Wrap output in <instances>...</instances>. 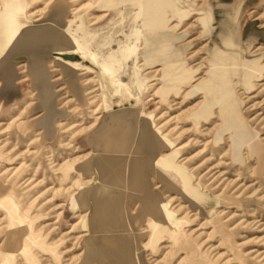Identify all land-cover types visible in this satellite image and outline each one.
Here are the masks:
<instances>
[{"label": "rangeland", "instance_id": "1", "mask_svg": "<svg viewBox=\"0 0 264 264\" xmlns=\"http://www.w3.org/2000/svg\"><path fill=\"white\" fill-rule=\"evenodd\" d=\"M55 5L65 11L55 25L72 47L48 35L50 46L35 49L54 101L48 130L30 56L11 49L21 33L47 27ZM0 16L25 23H15L0 52V264H126L115 260L119 249L130 264H264V0H0ZM127 48L132 59L120 70L107 63V77L85 61L94 55L102 64ZM4 57L14 62L12 86ZM60 62L81 65L82 97ZM115 76L140 85L139 105L113 99L108 108ZM225 97L255 136L235 163L221 132ZM141 124L158 129L157 141ZM171 156L205 201L183 198L146 163ZM140 167L144 174L133 175ZM95 199L106 205L94 210ZM168 227L187 236L159 239Z\"/></svg>", "mask_w": 264, "mask_h": 264}, {"label": "bare ground", "instance_id": "2", "mask_svg": "<svg viewBox=\"0 0 264 264\" xmlns=\"http://www.w3.org/2000/svg\"><path fill=\"white\" fill-rule=\"evenodd\" d=\"M64 16H65L64 8L56 7V5H55L54 9H52V11H51V14H50L49 18H47L48 22H51L52 24L51 23H46L47 27H45V26H44L45 28L44 27H40V28H44V29H40V30H37V31H34L35 29L31 30L30 32H29V30L28 31L26 30L25 32L22 31L23 34L21 33L20 37L22 36V39L24 38V40H21L20 38H18V40H16L13 43L14 45L12 46L11 52L14 53L18 49H22V50L25 49L27 51V55L29 54V56H30L29 57V62L31 64L30 74L35 78V81H34L35 83L36 82L39 83V81L42 80L41 79L42 76L38 78L37 72H36V70L41 71L42 70V66H41V64H39V62H40L39 61V57L36 54L35 49H41L42 50V49L48 48L50 46L49 43H48L49 40L47 38L48 35H49L50 38L52 36L56 40H60V41L66 42L65 39L60 35L59 28L56 27V25H55V22L62 24L64 22ZM16 22L19 23L18 25H20V24L24 25L25 24L23 22V20H16V19L10 20L7 17L0 16V52H2L3 50L7 49L8 48L7 47L8 44H10V42L12 41L13 33L17 29V26H16L17 24L15 25ZM11 23H13V25H10ZM26 25H29V23L26 24ZM27 33H29V34L26 35V37H23V35L25 36V34H27ZM2 36H7V38L4 39V38H2ZM68 45L70 47H72V45H70L69 43H68ZM79 50L81 51L80 53L83 54L81 56L82 57H86V56H84L85 55L84 53H86L85 49H82V47H79ZM8 52L10 53V51H8ZM134 52H135V48H132V49L127 48V49H124V50L123 49H118V50L116 49V51H111L103 59L102 64L97 62V58L94 55L91 58H87V62L91 66H93L95 69L101 71V73H102V75L104 77V76H106V72L107 71H104V67L103 66H105L107 63H111V67L112 68L114 66L117 70H120L130 59H132ZM9 53H8V55H9ZM8 55H7V57H9ZM7 60L8 59L7 58L5 59V57H4L3 62H6ZM35 66H37V69H35ZM80 67L81 66L79 64L73 63L72 69L75 70V71H78ZM83 70L87 71L88 69L84 68ZM111 72H112V74H115L113 71H110V73ZM4 74H5V80L6 81H10L9 74L7 72H5ZM74 74L76 75V72H74ZM115 78L116 79L112 83H109V85H108L109 87H111V91H110L109 96L105 97L106 98L105 101H107L106 104H108V108L113 105V103L110 102L112 99L119 100V102L116 104L117 106L121 105L122 103H125L128 100H132V101H134L136 103V105H139L142 102L141 97H142V92H143V90L141 89L140 85L138 83H131V82L130 83H126V84H121V83L118 82L117 76H115ZM121 90L123 91V94H120ZM226 102H228V101H226ZM52 104L53 103H51V101L48 100L45 103V106H43V107H47L48 108L49 112H46V115H48V116L53 114V112H52ZM147 125L144 126V124H143L142 126L147 127V130L145 131V135H146L145 137L147 139L150 138V143H151L152 140L154 139V136L152 134L153 131H150V128H149L150 124L148 126ZM161 127H159V129ZM47 129L49 130V127H47ZM151 129H152V127H151ZM222 129L223 130H221V132H226L227 131L224 128H222ZM155 131H158V129H155ZM221 134H223V133H221ZM165 136H167V134ZM180 138L181 137H179L178 140H180ZM230 139L232 140L233 152L235 151L234 153H237V151L235 149L236 146H233L236 140H234L232 138L231 134H230ZM253 141H255V137H254ZM185 146H186V144L180 146L179 148H177V150H181ZM251 146H253V145H251ZM251 146H249V147L251 148ZM255 148L257 150V147H255ZM173 164L171 163V164H167V165H165V164L161 165L162 166L161 168L163 170H165V172L163 171L164 174H165V177L170 178L171 179L170 180L171 183L175 184V188H177V190H179L185 197L190 199V201L194 202V199L196 200V202L199 199H201V201H202L204 198L199 193L198 187L193 185V182H192V179H191L190 175H188V173L186 172V170L183 167L174 166ZM163 172H162V174H163ZM225 173H227V172H225ZM228 174H229V172H228ZM179 234L182 235V236L186 235L184 232H176V231H173V228H169L168 227V229L166 230L165 236L158 237V238L161 239V238L164 237V238H168V239L174 241L175 239H177ZM124 251L126 252V250H124ZM128 254L130 255V253H128Z\"/></svg>", "mask_w": 264, "mask_h": 264}, {"label": "crops", "instance_id": "3", "mask_svg": "<svg viewBox=\"0 0 264 264\" xmlns=\"http://www.w3.org/2000/svg\"><path fill=\"white\" fill-rule=\"evenodd\" d=\"M237 9H238V7L236 6L234 12H236ZM205 17L206 18H202V19L206 23V22H208L209 19L207 18V16H205ZM2 38L6 39L7 36H2ZM57 41H59L61 44L65 45V46H68L70 48V46L68 45L67 42L60 41V40H57ZM7 61L6 62H2V64H1V67H3L2 68V74H3V79H4L5 84L7 86H12L13 80H14V77H15L14 62L12 63L10 60H7ZM85 61H87V60H85ZM73 63L74 62H68V63L60 62L59 65L61 66L60 69H61L62 76H63L64 80L69 85H71V88L74 91V94L79 96V97H82L83 96L82 88L78 85V75H79V73L72 69ZM35 69H37V66H35ZM5 72H7L9 74L10 81H6L5 80V74H4ZM36 72H37L38 78L42 76L41 77L42 80L39 81V83L38 82H36V83L34 82V85L37 86L38 90H39L38 91V97L41 99L40 100V106L41 107L45 106V103L48 100H50L54 104V101L52 100L53 98L49 97V93H51V92H50V88H49V85H48V83L46 81V77H45L46 74H47V71H46L45 67H42L41 71L36 70ZM74 72H76V75L74 74ZM12 93H14V92H12ZM207 100H208L207 102L209 104L212 101V99H210L209 97H207ZM226 101H228V102H226ZM53 104H52V112H53V114L49 115V116L46 115V112H49L48 108L47 107H43L45 109V117L42 119V125H44L46 129H47V127H49V129L51 128V124H52L51 118L54 115V105ZM210 106L211 105H206L205 108L209 109ZM219 117H220V119L222 121L223 128L225 130H227L231 134V136H232V138L234 140H236L233 146H236L235 149H236L237 153H234L235 151L233 152V148H232V161H233V163H235V162L239 161V159H240V150H241V148L244 145H250L251 143H253L254 142L253 140H254L255 136L251 133V131L248 129V127L244 124L243 120L241 119L240 113H239V110H238V106H237V102L233 101V100H230L229 97H227V98L225 97L223 103L221 104L220 110H219ZM154 132H156V131L153 130V133ZM188 132H189V130H188ZM188 132H187V134H188ZM152 141H157L156 137H154V139ZM158 142L160 144H162L163 146H167V145H164V143L161 142V141H158ZM169 146H172V145H169ZM146 161H147L146 163L150 162V163H148V165L152 166V169H155L156 172L158 170H160V172H157V176H159V178H161V179L163 177H165V174H164L165 170H163L161 168L162 167L161 165H163V164L167 165V164H171V163L173 164L174 163L173 164L174 166H178V164L176 163V157L175 156L174 157L171 156L170 158H166L164 160L163 159H159L157 162H153V163L151 162V158L149 157ZM178 167H181V166H178ZM141 169H143V167H140V169H135L133 171V175H136V174L137 175H142V174H144L143 171H141ZM162 172H163L164 175L162 174ZM117 173H115V174H117ZM96 175H97L96 179L99 182H104L105 181L104 179L107 178L108 171L106 172L104 170L103 163H101V164L98 163L96 165ZM170 186L174 187V189H177V188H175V185L172 184V183L170 184ZM166 187H167V185H165V188ZM148 189H149V187L147 188V190ZM149 193L150 194L153 193V190L149 189L147 191V193L145 194L146 195L145 199H147L146 202L148 204L151 202ZM118 196L119 195H116L114 197L118 198ZM182 196H183V198L188 199L183 194H182ZM114 197H110L109 196L107 200H109L111 198H114ZM203 198H204L203 200L205 201V196H203ZM188 200L190 201V199H188ZM146 202H144V203H146ZM191 202L194 204L193 201H191ZM93 203H94V210H96V211H98L99 208H101V205H104V206L106 205V202L105 203L104 202L103 203L102 202H98V201H96V199L94 200ZM146 209H147V204H146ZM148 210L151 211V213H155L156 211H158V207L156 205H153V210H152L151 207L148 208ZM108 214L110 215L109 216V223L111 224V226L113 227L114 230L116 229L117 231L120 232L122 230V227H123L122 223L121 222H117L116 220H114V217H113L114 214H113L112 211H109ZM121 235H122V232H121ZM123 239L127 240L126 237L123 238ZM103 246H105V245H103ZM94 248H95L94 251L98 250L96 247H94ZM122 252H125L124 249H119V250H117L115 252V254L117 256V258H115L116 262H119V263L120 262H124L126 264H130L131 263L130 255L127 253L128 255L126 254V256H125ZM126 252H128V250H126Z\"/></svg>", "mask_w": 264, "mask_h": 264}]
</instances>
